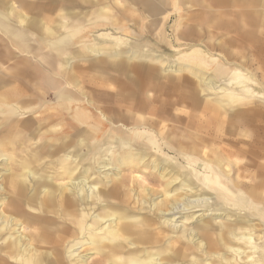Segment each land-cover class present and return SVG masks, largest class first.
Masks as SVG:
<instances>
[{
  "label": "bare ground",
  "instance_id": "1",
  "mask_svg": "<svg viewBox=\"0 0 264 264\" xmlns=\"http://www.w3.org/2000/svg\"><path fill=\"white\" fill-rule=\"evenodd\" d=\"M43 1L36 15L8 0L0 9V264H264V59L252 67L247 55L264 58V0H84L88 25L118 19L113 5L126 20L212 11L220 45L254 43L216 66L197 50L181 65L117 49L116 92L104 75L114 62L90 60L88 76L74 62L85 51L73 54V18L86 11ZM87 77L103 87L84 90ZM181 85L191 111L162 99ZM248 122L261 139L217 149ZM107 137L123 149L116 165Z\"/></svg>",
  "mask_w": 264,
  "mask_h": 264
},
{
  "label": "rangeland",
  "instance_id": "2",
  "mask_svg": "<svg viewBox=\"0 0 264 264\" xmlns=\"http://www.w3.org/2000/svg\"><path fill=\"white\" fill-rule=\"evenodd\" d=\"M43 0H22L21 3L19 1L16 2V6L18 9H26L29 8L31 12L36 11L38 8H44V1ZM70 1V0H68ZM74 2V9H78L79 13L85 12V14H81L83 17L80 18L74 17V25L72 26L73 30L76 33L75 37V43L73 44V50L75 51L76 48H79L81 51H85L83 56L79 57L76 55L75 63L77 67L79 65H83L81 69V73L84 76L89 75V69L86 68L88 65L90 66V60L95 58H103L108 61H112L115 63V66H109L105 69V86L108 88L109 91L116 92L117 90H121V71L119 70V63L116 64V57H115V51L117 49L120 50V55L124 58H130L133 61H143L147 62L149 60H146L145 57H151L153 62H156L155 60L160 57L161 60L163 58H170L169 60H176V62L181 65L188 64L190 59V55L194 53L195 50L199 51L201 54L207 56L209 60V64L211 65H218L220 63H226V54L228 55L230 52H234V55H238L240 53H243L247 51V49H253V42L247 41V42H239L235 44H229L222 46L220 45V38L222 36H227L224 33L221 32V30L217 29L215 27V22L218 18L217 12H208V11H200L199 12V20H194V18L191 17V12H187L188 10L182 9L180 12H174V13H166L158 17H152L148 13L141 12V11H135L134 13L130 12L132 16L128 17V20H126V14L121 12V9L116 5H113V14L118 15L119 18L115 21H103L98 24L88 25L89 22V15L93 11L95 7L93 5H86L84 0H71ZM32 2H35L33 4ZM48 6L56 5L54 3H58V5H62V3H66L65 0H46L45 1ZM38 3V4H37ZM21 4V6H20ZM37 4V5H36ZM23 5V7H22ZM43 5V7H42ZM57 5V6H58ZM34 9V11H33ZM62 12V11H61ZM60 9H56L54 12L55 15H59ZM237 13H240L239 11ZM65 19V18H64ZM155 20V21H154ZM154 21V23H152ZM205 21V22H203ZM253 26V25H252ZM257 32V31H256ZM46 34L44 33L45 36ZM43 38V37H42ZM44 40L48 41L47 38L44 37ZM222 48L224 50H222ZM93 50H100L103 51V56L96 55ZM136 51L139 53V56H135L133 53H128ZM126 52L128 54H126ZM74 56L76 54L73 53ZM248 55L249 65L252 67L258 66V62H262L264 58H257L256 56ZM225 56V57H224ZM120 60V59H119ZM254 60H256L254 62ZM121 61V60H120ZM87 62V63H86ZM162 62V61H161ZM166 62V60H164ZM168 62V61H167ZM192 62V61H191ZM86 63V64H85ZM210 69V67H209ZM72 70V69H71ZM115 72V73H114ZM67 73L69 71L67 70ZM117 73V74H116ZM209 74V71L207 72ZM259 77H261V71L258 70ZM183 75H191L190 72H183ZM86 79L88 81H86ZM85 79V83L87 85L85 86L86 91L91 92L93 86L101 85L100 87H103L102 83H97L96 79L90 80L89 77ZM261 79V78H260ZM169 86V85H168ZM78 88V87H77ZM188 88V87H187ZM185 85H181L180 88L175 94H165L162 97V99L169 98L170 100H176L175 105L178 108H181L183 110L191 111L190 101L186 99L185 97H181L180 93L187 91ZM258 90H261L264 92V89L258 88ZM109 91H105L104 94L108 95ZM165 91V90H164ZM160 92H163V89L157 90V97L160 96ZM202 95V93H201ZM162 96V95H161ZM160 96V97H161ZM201 97H208V95H203ZM121 96L117 98H112L110 100L114 103L115 106H120L121 104H124L119 100ZM259 103H262L259 104ZM170 104V103H167ZM256 105L262 106L261 109L264 111V98H261L257 101ZM172 107V106H171ZM239 107L242 109H246L249 107V104H240ZM183 115L186 119L187 117L185 114L178 110H174L171 113V117H181ZM208 120H211L208 118ZM213 120V119H212ZM260 121L264 119H259ZM256 122V121H255ZM257 123V122H256ZM121 124V121L117 120L116 122H110V124H107L106 127H104V131H108L109 129L107 127L114 128L115 126H118ZM173 123L170 122V127H172ZM103 129V128H102ZM259 131H256L253 129L252 123L248 122V124H244V126L241 125L239 128V132L236 135L235 138L238 139V144L234 145L232 144L231 137L229 140L225 139L220 145H216L217 149L220 151H223L224 148H230L235 150V148L238 147H246L250 144L252 139L254 137L260 138L263 136L262 134H258ZM261 132V131H260ZM258 134V135H257ZM110 137H107L104 139V143L108 145L109 150L111 149L114 154H112V163L113 165L117 164V159L121 155V147H119L120 143L119 140H116V145H113V141H110ZM245 140H247L245 142ZM245 142V143H244ZM259 143V142H258ZM105 145V147H107ZM235 146V147H234ZM77 148V146H75ZM74 147V148H75ZM116 148V149H115ZM97 147H94L92 150V159L94 157V154L97 152ZM3 153V152H2ZM7 153L10 157L13 159L15 158L16 161L20 162L22 160V157H16V154L12 153V150H6L4 151L3 155ZM107 155H110V152L107 153ZM2 157V156H1ZM31 157V155L29 156ZM244 159L248 157H243ZM3 158H0V160ZM201 162V167L203 166V160ZM3 168V166H0ZM97 167V166H96ZM5 168V167H4ZM3 169H0V173H3ZM97 169V168H96ZM253 172V171H250ZM247 173V172H246ZM248 174V173H247ZM250 174V173H249ZM151 181V180H150ZM155 185L153 182L151 183V186ZM27 210H31L29 207L25 206ZM33 211V210H31ZM87 252L82 251V254H86ZM92 259V258H91ZM9 261L13 264H16L13 260L9 259Z\"/></svg>",
  "mask_w": 264,
  "mask_h": 264
},
{
  "label": "crops",
  "instance_id": "3",
  "mask_svg": "<svg viewBox=\"0 0 264 264\" xmlns=\"http://www.w3.org/2000/svg\"><path fill=\"white\" fill-rule=\"evenodd\" d=\"M8 1H10V2H14V3H16L17 1H19L20 3H21V1L22 0H8ZM31 1H35V0H31ZM39 1V0H38ZM33 4H35V2H32ZM3 4V5H2ZM5 6H6V0H0V9L2 10H4L5 9ZM23 6V5H22ZM29 8H27V10L25 9H23L24 11H28L31 15H36V12H37V10L38 9H40L41 10V8H38L36 11H34V9H33V11L34 12H31L30 10H28ZM44 9V8H43ZM21 10V9H20ZM8 264H10V263H8ZM11 264H13V263H11Z\"/></svg>",
  "mask_w": 264,
  "mask_h": 264
}]
</instances>
